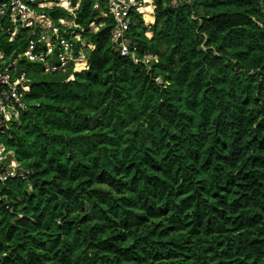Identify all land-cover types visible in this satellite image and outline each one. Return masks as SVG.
Instances as JSON below:
<instances>
[{"label": "trees", "instance_id": "1", "mask_svg": "<svg viewBox=\"0 0 264 264\" xmlns=\"http://www.w3.org/2000/svg\"><path fill=\"white\" fill-rule=\"evenodd\" d=\"M105 21L84 67L18 62L27 108L1 140L26 174L0 180V264H264V0H151L128 29L148 64Z\"/></svg>", "mask_w": 264, "mask_h": 264}, {"label": "built area", "instance_id": "2", "mask_svg": "<svg viewBox=\"0 0 264 264\" xmlns=\"http://www.w3.org/2000/svg\"><path fill=\"white\" fill-rule=\"evenodd\" d=\"M189 1V0H182ZM81 0H0V31L14 40L25 29V47L9 55L0 48V180L25 177L14 151L8 149L1 136L8 135L10 127L19 123L26 110L24 100L31 89V79L19 61L36 62L45 73H66L69 68L84 67L89 46L85 33L96 32L105 19H112L110 41L122 56L134 62L156 60L153 53L136 55L137 42L128 35L134 12H147L151 0H93L98 12L87 26L77 21ZM49 10H63L65 14L53 17ZM14 57L11 55L14 54ZM67 80L71 79L67 75Z\"/></svg>", "mask_w": 264, "mask_h": 264}]
</instances>
